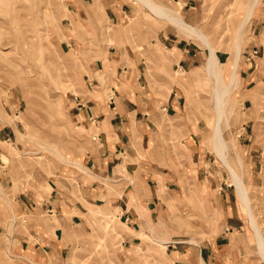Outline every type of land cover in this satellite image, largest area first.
I'll list each match as a JSON object with an SVG mask.
<instances>
[{"label":"rangeland","instance_id":"rangeland-1","mask_svg":"<svg viewBox=\"0 0 264 264\" xmlns=\"http://www.w3.org/2000/svg\"><path fill=\"white\" fill-rule=\"evenodd\" d=\"M263 4L264 0H0V206L8 215H0V264H24L12 260L19 256L14 237L23 233L37 242L30 232L35 223L37 233L55 234V216L32 209L18 215L12 203L16 194L25 192L36 207L49 196V183L58 173L65 178L64 191L86 208L78 212L81 222L72 232L77 241L68 253L75 256L71 264H115L112 249L119 239L120 215L109 205L123 196L124 188L130 191L135 174L117 167L113 176L104 173L102 179L83 166L74 156L80 147L73 137L79 139L84 130L71 125V108L80 98L89 107L102 102L104 93L106 99L112 95L105 86L104 56L110 48L126 56L124 45L117 43L120 32L127 34L129 57H141L148 65L146 85L157 96L154 130L144 152L151 150L158 169L174 172L191 170L188 163L194 161L198 171L193 181L199 184L237 188V179L243 187V173L252 167L245 156L253 142L260 145L255 153L264 155V29L258 26L252 34L251 27L253 11ZM153 5L183 21L189 12V25L202 36L155 15ZM162 39L171 45L190 44L196 66L179 67L176 49L166 53L172 58L166 63L155 62L152 44ZM210 49L218 57L219 71L209 75ZM237 54L231 76L227 69ZM246 71L249 81L242 84L238 74ZM224 87L227 92L222 94ZM216 133L224 149L214 143ZM90 134L98 140L97 128ZM240 145H246L245 150ZM177 176L170 179V196L182 191L186 181ZM80 183H94L98 193L92 195L97 198L93 205L81 197ZM239 197L244 202V196ZM47 263L68 261L49 258Z\"/></svg>","mask_w":264,"mask_h":264},{"label":"crops","instance_id":"crops-1","mask_svg":"<svg viewBox=\"0 0 264 264\" xmlns=\"http://www.w3.org/2000/svg\"><path fill=\"white\" fill-rule=\"evenodd\" d=\"M183 19L190 25L193 22L189 12L183 14ZM258 26L264 29V4L253 11L252 34ZM117 35V43L124 45L126 56L111 53L112 48L104 56L105 86L112 95L106 99L102 92L103 101L89 107L79 97L81 101L77 98L71 108L74 111L71 125L84 130L79 139L73 137L80 147L74 156L83 166L102 179L104 173L113 176L117 167L135 174L136 183L130 191L124 188L123 196L109 205L120 215L119 239L114 241L117 244L112 249L115 264H264V155L262 151L255 153L257 146L260 147L256 144L258 140L252 143L249 156H245L253 168L242 176L244 202L234 185L219 189L213 182L203 185L204 182L193 181L198 171L193 166L194 161L188 163L191 170L183 172L158 169L151 159V150L144 152V143L154 130L157 113L153 101L157 96L146 85L150 71L141 57H129L127 34ZM180 43L171 45L165 39L153 43L151 51L156 55L155 62L166 63L172 58H162L176 49L174 57L179 67L185 70L195 67L197 59L190 44ZM238 77L242 84L249 81L247 71L239 72ZM94 127L99 130L98 140L90 134ZM244 131L242 138L246 137L247 130L244 128ZM245 147L240 145L242 149ZM175 173L186 181L182 191L170 196V188L174 185L170 179L179 178ZM63 179L58 173L57 179L50 181L49 196L36 207L33 198L25 192L16 194L12 203L15 213L24 216L30 209L44 211L50 213V217L55 216L56 224L53 223L55 234L46 236L36 232L35 223L30 232L37 242L23 233L13 236L17 239L14 252L19 256L12 260L20 259L24 264L30 263L29 259L41 264H48L49 258L59 262L62 258L67 260L69 250L77 241L72 232L81 222L78 212L86 208L81 200H74L64 191ZM92 184L80 183L81 197L90 205L97 200L92 195L98 193ZM0 211L1 216L8 218L1 206Z\"/></svg>","mask_w":264,"mask_h":264},{"label":"bare ground","instance_id":"bare-ground-1","mask_svg":"<svg viewBox=\"0 0 264 264\" xmlns=\"http://www.w3.org/2000/svg\"><path fill=\"white\" fill-rule=\"evenodd\" d=\"M151 10L155 13V15H158V16H160V17H162L163 18V16H165L169 21H171V22H174L176 25H178V26H181L182 28H184V29H187V30H189V31H191V32H193V33H195V34H197V35H201V32H200V30L198 29V28H196V27H193V26H190L189 24H187V23H185L181 18H175V17H172L169 13H167L166 11H164L163 9H161V8H159L158 6H156V5H153V6H151ZM102 14H105V13H103L102 12ZM251 14V13H250ZM103 16V15H102ZM25 20H26V18H24ZM25 25V24H24ZM202 36V35H201ZM198 37V36H197ZM204 38L202 37V40H203ZM205 40H207V39H204V41ZM207 42V41H206ZM239 49V48H238ZM237 52V51H236ZM236 54V53H235ZM238 57H239V55L237 54L236 55V57H235V62L233 63V65H232V67L231 66H228L229 68L227 69L228 70V74L229 75H233L236 71V69H235V66H236V62H237V60H238ZM169 58H171V55L169 54L168 56H167V59H169ZM218 57L215 55V53L212 51V49H210V53H209V56H208V62L206 63V72L210 75V74H212L213 73V71L214 72H218L219 70V67H218ZM165 66V65H164ZM216 72V73H217ZM215 78H216V80H217V82L218 83H220L221 84V81H222V77H221V75H219V74H217L216 76H215ZM220 90V89H219ZM227 92V88L225 89V87L223 88V91H222V94L223 93H226ZM214 95H215V97L218 99V98H220L219 96V94L217 93V90H214ZM221 104V101H219V102H217V105H216V108L218 109L219 108V105ZM214 139V143L215 144H220L219 146H221L223 149H224V140L222 139V136L220 135V134H218L217 135V133H216V136L213 138ZM220 150H221V148H220ZM223 152V151H222ZM224 153V152H223ZM223 158V157H222ZM224 160V159H223ZM229 168V167H228ZM234 181H235V183H236V185H237V190H238V193L241 195V196H243V187H241L240 185H239V182H238V180L237 179H234ZM134 197V196H133ZM251 220H252V217H251ZM254 223V222H253ZM252 223V224H253ZM52 225V224H51ZM50 226V225H49ZM255 226V225H254ZM52 227H54V226H52ZM255 230L257 229L256 228V226H255V228H254ZM51 230V229H50ZM258 230V229H257ZM256 230V232H258ZM52 233V232H51ZM257 235V234H256ZM259 240L262 242L263 240H261V238L259 237ZM75 248H79V245H76L75 246ZM75 258V256L74 255H68V258H67V261H68V263L67 264H71L72 263V261H73V259Z\"/></svg>","mask_w":264,"mask_h":264}]
</instances>
